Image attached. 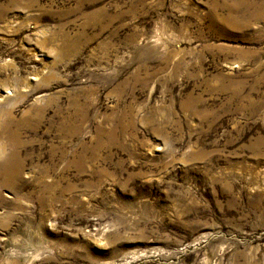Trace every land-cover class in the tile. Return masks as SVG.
Masks as SVG:
<instances>
[{"label": "rangeland", "instance_id": "374dc122", "mask_svg": "<svg viewBox=\"0 0 264 264\" xmlns=\"http://www.w3.org/2000/svg\"><path fill=\"white\" fill-rule=\"evenodd\" d=\"M0 264H264V0H0Z\"/></svg>", "mask_w": 264, "mask_h": 264}, {"label": "bare ground", "instance_id": "6f19581e", "mask_svg": "<svg viewBox=\"0 0 264 264\" xmlns=\"http://www.w3.org/2000/svg\"><path fill=\"white\" fill-rule=\"evenodd\" d=\"M20 171V164L15 161V165L13 169L6 175V176H11L12 174L18 173Z\"/></svg>", "mask_w": 264, "mask_h": 264}]
</instances>
